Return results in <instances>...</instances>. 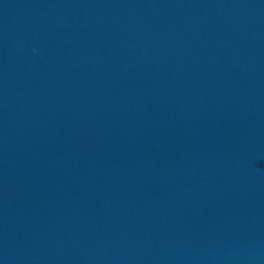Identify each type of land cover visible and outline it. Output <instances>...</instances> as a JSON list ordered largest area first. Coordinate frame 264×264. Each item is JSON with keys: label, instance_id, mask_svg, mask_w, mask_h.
<instances>
[{"label": "water", "instance_id": "95a60500", "mask_svg": "<svg viewBox=\"0 0 264 264\" xmlns=\"http://www.w3.org/2000/svg\"><path fill=\"white\" fill-rule=\"evenodd\" d=\"M0 264H264V0H0Z\"/></svg>", "mask_w": 264, "mask_h": 264}]
</instances>
